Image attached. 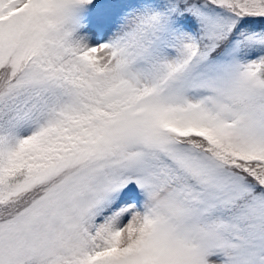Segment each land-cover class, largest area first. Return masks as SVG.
Listing matches in <instances>:
<instances>
[{
	"label": "snow or ice",
	"instance_id": "obj_1",
	"mask_svg": "<svg viewBox=\"0 0 264 264\" xmlns=\"http://www.w3.org/2000/svg\"><path fill=\"white\" fill-rule=\"evenodd\" d=\"M0 264H264V0H0Z\"/></svg>",
	"mask_w": 264,
	"mask_h": 264
}]
</instances>
